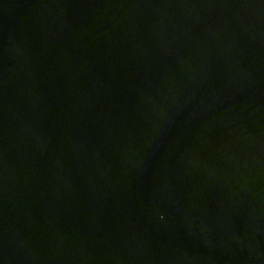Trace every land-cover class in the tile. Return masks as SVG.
Listing matches in <instances>:
<instances>
[{"label":"water","instance_id":"water-1","mask_svg":"<svg viewBox=\"0 0 264 264\" xmlns=\"http://www.w3.org/2000/svg\"><path fill=\"white\" fill-rule=\"evenodd\" d=\"M0 264H264V0H0Z\"/></svg>","mask_w":264,"mask_h":264}]
</instances>
